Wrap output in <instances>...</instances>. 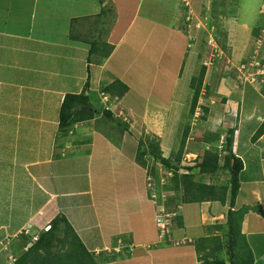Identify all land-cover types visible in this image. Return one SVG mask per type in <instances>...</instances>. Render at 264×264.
<instances>
[{
	"label": "crops",
	"instance_id": "obj_1",
	"mask_svg": "<svg viewBox=\"0 0 264 264\" xmlns=\"http://www.w3.org/2000/svg\"><path fill=\"white\" fill-rule=\"evenodd\" d=\"M99 1L0 0V174H3L4 162L8 163L9 160H13V162L15 161L14 165L16 163L21 164L26 171L33 172V176L40 186L38 192L40 191L43 197L46 198V201L23 224L17 234L27 229L31 231H29V234L37 233L50 223L48 220H50L51 215L64 214L78 236L94 232L99 233L101 240H98V234L95 236L94 241L92 237V239L90 238L89 246L91 245V249L106 257L115 255L113 260L101 264H197L199 256L193 242L200 237L222 235L224 233L230 207V191L229 198L224 204L215 201L179 205L176 213L182 216L183 225H177L179 220H176L175 227L171 228V231L167 230L164 234L165 238L162 239V236H159L163 235L164 231L156 224L153 199L149 196V191L144 182L146 179L141 176L137 178L139 176L136 175L133 167L129 168L128 161L131 162L132 158L135 160V157H126L124 148L127 147L123 146V148L121 146L119 148L111 144L109 137L101 134V131L91 129L89 121L74 125L68 133L61 135L63 142L60 140L61 143L55 146L53 140L59 137V133H62L60 131L61 127H59L60 106L65 94L69 92L65 89L54 91L53 87H49L51 82L44 81V78L41 79L38 74L34 79L33 67L29 69L28 73H22L13 70L15 66L8 64V60H12V62L18 64L17 66H20L23 58H25L20 54L26 53L28 61L24 65H38L35 56L37 54L32 53L35 49L54 62L63 59L66 50L69 51L73 48H81L85 52L89 50L90 44L88 41L85 43L71 38V24L74 19L100 18L96 21L99 24L102 21L100 15H105L102 8L101 11L98 10L99 6L102 7V3ZM105 1L103 7L107 6ZM142 1H115L118 8V18L113 21L111 29H106V35L108 34L106 41L113 44L115 48L101 65L99 74H96V78L102 80L107 66L112 61L114 52H118L128 37L137 39L134 47L127 44L126 49L135 51L134 61L142 62L143 67L139 66L140 70L133 77V81L124 80L130 86V94L129 97L126 96L123 99H137L135 96L130 97L131 93L134 95L136 93L144 106L139 107L137 110L134 109L132 113H135L137 117L142 114L141 117L139 116L140 118L143 117L144 111H146L145 99H147V95H153L158 101L155 102L158 106L162 107L169 104V100L175 91L177 79L179 80L182 72L178 69L179 62L185 58L187 52L183 36L174 38L176 31L173 27L168 30L158 25L160 30L157 31V37L162 38V42L159 44L161 47H158L159 50H164V57L152 56L149 42L144 44L141 38L151 36L149 31L151 29L155 30L153 28L155 23L146 17L143 20L140 19V10L143 8ZM105 22L107 21H102L103 24ZM81 26L83 25L81 24ZM102 29L103 27L100 30ZM86 30L87 33L92 32L90 27ZM104 31L102 30V32ZM133 31L134 34H131ZM102 35L99 32V36L103 37ZM97 38L99 37L95 39ZM189 45L188 43L187 48L194 46L193 44L191 47ZM143 46H145V49L142 48ZM196 50H198V47ZM17 56L21 61L16 62ZM252 60H255V57ZM152 62L154 67L151 66ZM105 64L106 66H104ZM48 65L49 63H46V67ZM147 67H149V77L145 74ZM160 70V78L157 75L154 81ZM52 71L50 72L53 73ZM246 71L250 75L251 70L248 67ZM260 71L261 73L258 76L251 74L249 79L244 73L245 82L233 83V86L229 85L226 90L221 88L225 94L223 98L236 106L235 109L230 110L232 111L231 114L226 113L224 118L221 119L222 124L220 125L223 129L219 128V130L212 131H219L222 134V140H225L223 136L226 134L227 129H235L233 149L235 154L243 160L244 169L240 174L241 189L233 209L237 210L244 206L249 207L241 225V232L245 235L246 242L252 250L254 264H264V135L257 141H252V137L264 121V66H260ZM175 74H177L176 78ZM9 76L14 79H8ZM108 76L110 78L109 82L120 77L111 74H108ZM151 77V82H149ZM240 80H243V77ZM153 81L154 83H152ZM169 87L173 88L165 95L166 89ZM237 88L241 89L239 90V97L237 95L239 92L235 91L237 93L232 98L233 90H237ZM80 91L81 89L75 92ZM228 91L230 93L226 95ZM34 92L42 94L41 96L44 97L42 102L34 97ZM171 92L173 93L170 98ZM54 95L59 96V103L54 106L55 108H52L53 104H51L50 99ZM132 100H128L129 105L135 104ZM49 106L51 110L47 114V110L50 109ZM148 111H150V106ZM54 127L56 131L53 130ZM34 129L38 138H25L24 135L30 134ZM44 135L47 136V144L50 145L51 142L53 146L43 150V146L41 148L37 146L44 142ZM84 140L85 142L88 140L89 143H85ZM76 144L80 147L86 146L84 152L89 153L90 158L75 156L73 160H68L67 151L73 152V154H81ZM64 145L65 150L61 148L63 160H53V158L55 159L54 150L57 152L59 147H64ZM74 147L76 148L74 149ZM43 154H45V158H41ZM105 154L108 156L115 154L118 159L120 158L119 163H116V165L113 160H103V158H106ZM81 158L83 160H80ZM80 161L83 164L81 168ZM107 161L105 170L107 168L111 169L109 164L111 163L114 166V171H116L115 177L118 183L115 188L121 191L122 188L126 187L129 190V194L121 199L119 197L123 192H119L116 196L117 192L114 193L115 188L111 193L109 188L101 189L92 183L95 174L99 173L100 170L104 173L102 165L103 162ZM69 166L71 170L77 168L78 173L82 170L84 172L82 174L85 176L91 172L85 186L66 189L53 185L55 181L66 176L65 174L68 173L66 169ZM218 174H215L214 180H218L216 179L219 176ZM228 180L225 183L215 181L213 184L217 186L226 185ZM121 182L125 184L120 187ZM1 187H3V184ZM110 195L115 198L113 204L109 199ZM104 196H108L105 201L97 199ZM128 203H135L138 208L134 204L131 206ZM192 205H200V208L196 219L188 224L182 211L184 206ZM47 213L49 214L46 216ZM212 221L214 222L212 223ZM1 227L6 231V237L8 235L17 236V234H12L15 230L9 231L7 225L3 226L2 224ZM107 229L109 232L106 236ZM170 232L171 239L167 238ZM105 236L110 240L106 239ZM124 238L128 239L126 245L122 244ZM112 239H115V241ZM122 245L126 246L124 251L116 250L117 247L122 249ZM2 247L0 246V250ZM106 247L112 248L111 252L105 251L104 248ZM127 254H129L127 258H123ZM120 256L121 258H119ZM221 257L226 259L225 255ZM227 264L231 263L227 261Z\"/></svg>",
	"mask_w": 264,
	"mask_h": 264
},
{
	"label": "rangeland",
	"instance_id": "obj_2",
	"mask_svg": "<svg viewBox=\"0 0 264 264\" xmlns=\"http://www.w3.org/2000/svg\"><path fill=\"white\" fill-rule=\"evenodd\" d=\"M68 1L69 0H67V2ZM115 1L116 0H106L105 3L107 4V6L104 7L103 3L101 4L102 7L98 5V10L101 11L102 8L103 11L104 8L105 11H108L105 12V15H100L102 21L104 20L107 22L103 24L101 21L99 22V24H97L96 21L100 20V18H86V20H76L74 25V33L79 36V38L81 37L82 40L89 39L100 42L101 38L99 36V32L103 34L102 30H105L106 32V29H111L113 21H116L118 18V8L116 7ZM142 3L143 8L140 10V19L143 20L146 17L155 23V27H153L155 30L151 29L149 31L151 36L141 38V41L144 44H147L149 42L151 46L150 49L152 56L157 55L160 56V58L164 57V50H159V47H161L159 44H161L162 38L160 36L157 37V31L160 30L158 28V25H161L168 30L173 27L176 31L173 37L177 38L183 36V40L185 41V47L187 50L185 58L180 61L181 63L179 62L180 66H178V69L182 72L180 73L181 75L179 80L177 79L174 93L171 92L170 94L171 98V95L173 93L172 98L169 100V104L165 106L163 105L162 107L158 106L157 104H155L157 99L153 97V95H147V99H145L146 111H144L145 114L142 118H140L142 114L139 115L140 117H137L135 113H132L134 112V109L137 110L139 109V107L144 106L140 98L136 96V93L135 95L131 93L130 97L135 96L137 99L129 98L127 100H124L114 98L112 100L111 97L103 92V87L110 80L108 74H111L115 77L120 76L119 78L123 81L129 80L130 82L134 80L133 77L138 72V70H140L139 66L143 67L142 62L134 61L135 51H128V49H126L127 44L134 47L137 39L128 37L127 41L123 43L118 52H114L112 61L107 66L102 80H98L96 78V74L98 75L100 72L101 65L103 64L102 60L106 61L108 58L105 60L104 57L96 56L95 54L90 56L88 50L85 52L80 47V49L73 48L69 51L66 50L64 54L65 57L55 62L52 61L48 56H45L43 53H40L39 50L35 49L32 51V53L37 54L35 56L37 58L36 61L38 62V65H24L28 61V55L26 53L20 54L21 56L25 57L23 58L20 66H17L18 64H15L14 62H12V60H8V64L10 66H15V69L13 70L22 73H28L29 69L33 67L32 71L34 74V79H36V76L38 74L41 79L44 78V81L51 82L49 87H53L54 91H61L64 89L68 92L77 91L79 89H81L82 91L84 89L87 78L90 75L92 89L90 90L89 97L96 112L101 113V110L105 106H108V108L116 114V118L118 119V121H122L123 123L127 122L128 124H125L131 127L137 136L136 138L131 137L129 140L128 135L126 134L125 137H120L121 133L118 131L117 124L114 123V130L111 129L112 123H107L110 126L107 125L105 123L106 119L103 114H98L95 116V118L89 120L91 129L97 130L99 132L101 131V134H104L110 139H113L111 141V144H114L115 142H117L116 144H118L119 142V148H121V146H127V148H123L124 154L128 158L132 156L136 157L138 138H140L139 135L143 134L144 137H147L145 141L148 147L149 141H152L153 139L161 140L160 144L163 156L175 158L176 154L178 153L180 137L183 133V128L181 129V127H184L185 124L192 125V128L190 133V142L187 145L182 157V159H184L182 164H189L190 160L196 159L198 155L202 157L204 155V147L208 149L209 147L212 148L213 146V149L220 152V154H222L223 151H225L226 153L227 147L225 140H222V143L220 142V140L218 142H215L214 140H216L217 138H214V136L217 133H214L212 131L219 130V128L223 129L222 125H220L222 124L221 119L224 118V114H231L232 111L230 110L235 109L234 107L236 105L223 100L225 94L222 92L221 88H224L226 90L229 85L233 86V83L236 84V82L238 81L240 83L245 82L244 73L246 74L247 79L250 78L251 74H256V76H258L260 66H264V0H143ZM81 24L83 26H81ZM196 25L199 28H197ZM88 27L92 28L91 33L86 32V29ZM102 27L103 29L100 30ZM137 28L135 29V32ZM254 29L257 30L258 35H254ZM131 34H134V31ZM107 35L106 33L103 34L102 38L106 40ZM216 36H218V39L216 38ZM96 37L99 38L95 39ZM188 43L190 44V47L192 46V44L194 46L192 48H187ZM99 47L101 48L100 44ZM197 47L198 50H196ZM142 48L145 49V46H143ZM254 57L255 60H252ZM18 58L19 56H17L16 62L21 61V59ZM246 59L250 60V63L253 64L249 65V69L251 70L250 75L245 69L246 65L244 63V60ZM46 63H49V65L51 66L54 65V67L51 68V66L49 65V67H46ZM41 64H43L42 68ZM104 66H106V64ZM151 66L154 67L153 62ZM203 67L206 68V73L204 77L205 85L203 86V93L200 104L201 106L202 104L207 105L211 109L210 115L205 121L199 118L202 114V110L200 109H198L194 118H190L188 116V109L191 103V98L193 96V90L190 86L191 80L193 76L200 74ZM49 69H51L50 71L53 70V73H51ZM148 72L149 67H147L145 73L147 77H149ZM157 75L158 78H160L159 76L161 75V70L158 74H156L154 81L156 80ZM176 75L177 74H175V78ZM242 77L243 80H240L242 79ZM10 78L13 77L9 76L8 79ZM151 79L152 77L149 78V82H151ZM154 81L152 83H154ZM22 83L24 84V82ZM172 88L173 87L167 88L165 95H167L168 91ZM239 90L241 89L237 88V90H233L232 98L236 95L235 93H237L235 91L239 92ZM25 93L27 94L28 91ZM229 93L230 91H228L226 95H228ZM239 94L240 92L237 94L238 97ZM41 95L42 94H39L38 92H34V97L40 100V102H42L44 99V97ZM240 97L242 98V95ZM58 99L59 96L56 95L51 97L50 102L51 104H53L52 108H55L54 106L58 105ZM102 100H106V103H108V100L110 102L109 104H106L105 101L102 102ZM128 100H132L135 104L129 105ZM54 103L56 104L54 105ZM149 106L150 111H148ZM50 110L51 108L47 110V114H49ZM231 117L233 118L232 115ZM70 129L71 127H67V125L63 126L60 130L62 133H59V137L53 140V144L56 146V144L61 143L60 140H62L63 142L61 135L68 133V130ZM53 130L56 131V128L54 127ZM218 134L220 135V133ZM24 136L25 138H38V136L35 135V129L32 130L30 134H26ZM112 136L113 138H111ZM206 139L210 142L206 143ZM46 140L47 136L44 135V142L39 144L37 147L40 146L41 148L43 146L44 150L45 148H50V146H53L51 142L50 145L47 144L48 140ZM87 141L88 140H86L85 142L84 140L85 143H89ZM89 141L91 140L89 139ZM83 146L80 147L77 145L81 154H73V152L67 151V159L69 158L68 160H73L75 156L90 158L89 153L84 152V150L86 151V146ZM61 148L65 150V145L64 147H59V151L57 152L56 150H54L55 159L53 158V160H63ZM75 148L76 147H74V149ZM105 157L106 158H103V160H113L115 164H118L120 160V158L118 159L115 154H113V156H108L105 154ZM41 158H45V154H43ZM30 160L32 159L30 158ZM80 160L83 159L81 158ZM14 162L13 160H9L8 163L4 162L3 174L0 175V226L3 223H6L10 231H12V228L22 224L26 219H28L30 215L37 211V209H39L41 205L46 201V198L43 197V194H41L40 191L38 192L40 186L36 178H34L33 172L26 171L21 166V164L16 163V165H14ZM105 163H108V161L103 162L102 168L104 169V173L100 170L99 173L95 174L92 183L95 186H99L101 189L109 188L112 193V190L118 183L115 177L116 171H114V166L111 163H109L111 165V169L107 168L105 170ZM82 165V161H80V168L82 167ZM128 165L129 168L133 167L136 175L139 176L137 178H140L141 176L146 179V181L144 182L147 190L149 192L152 191V194L156 197L153 199V210H155L156 214V224L159 225L158 223L160 219L164 220L165 216L167 215V218H165V222L167 227H169L168 229H170L171 231V228L175 227L176 220H178L173 219L175 212H173L172 206L177 205L176 203L178 202V200L176 202V199L181 198L183 194V192L173 193V190L168 191L169 187L162 188L163 184L167 183L170 178H172V172L167 170L164 165H162L152 156L146 163H143L142 160H133L132 158L131 162L128 161ZM151 168H156V171H154V175H151L149 173ZM78 171L79 170L77 168L71 170L70 166L67 167L66 172L68 173L65 174L66 176L64 178L58 179L54 183L52 182L53 185L57 186L58 188L64 187L66 189H75V186H77L76 188H82L87 183V178L90 177L91 172H89L85 176L84 174H82L84 173L82 172V170L80 171V173H78ZM123 174L125 175V173ZM218 175V178L216 177V179L218 180H214V175L212 176V178H208V183H214L215 181H223L225 183V181L229 179L228 171H220ZM158 182L161 183L160 186H157ZM2 184L3 187H1ZM124 184L125 183L121 182L120 187ZM158 187L161 188L162 194L164 192L165 195L168 196V198H163V204L160 206L158 204L162 202L158 198ZM116 192V196L119 194V192H123L119 199L129 194V190L126 187L122 188L121 191L120 189L115 188L114 193ZM107 197L108 196L98 197L97 199H103V201H105ZM112 197L113 196L110 195L109 199L113 204L115 198ZM128 204H131V206H133L132 204H134L135 207L138 208V205L135 203ZM167 204H170L169 206H171V211H168L166 209L165 206H167ZM179 204L183 205L184 203L182 202ZM199 208L200 205L184 206L182 213H184V219L186 223L189 224L196 219ZM241 208H238L237 210H241ZM244 208H248L249 210L248 206H244ZM195 210L197 211L195 212ZM161 213L163 214V216H161ZM48 214L49 213H47L46 216ZM56 216L57 215H51V218L50 220H48V222H51ZM213 222L214 221H212V223ZM171 225L173 226L171 227ZM29 231V229H27L26 231L24 230L25 234H28ZM108 232L109 230L107 229L106 236ZM206 232L208 231L206 230ZM2 233L3 229L1 227L0 234ZM97 234L99 237V239L98 237L97 239L101 240L99 233L97 232L79 236L82 244L72 243L70 247L67 248V251L70 255H72L73 252H79L81 245H86L88 247L91 239L93 238L94 241ZM70 235H72V232L70 233ZM31 236H33V238H37L38 232L36 234L34 233V235L32 234ZM106 236L105 238L107 239L108 237ZM161 236L162 239L165 238L164 235H160L159 237ZM14 238L15 237L8 235L7 237L5 236V240H3V243L2 241H0V246H2L3 244V254L1 255L0 253V264L2 262V256L3 264H12V242L19 239V237L15 239ZM112 240L115 241V239ZM196 240L193 242L194 244H196ZM122 244H128V239L124 238L122 240ZM29 245L30 244L26 245L25 247H23L22 245V250H26ZM122 246V249L121 247H117L118 249L116 250L124 251L126 249V246ZM6 248L7 251H5ZM104 249L105 251L107 250V252H111L112 250V248L110 247H106ZM22 250H19V252H22ZM128 255L129 254L123 256V258H127ZM119 258H121V256Z\"/></svg>",
	"mask_w": 264,
	"mask_h": 264
},
{
	"label": "trees",
	"instance_id": "obj_3",
	"mask_svg": "<svg viewBox=\"0 0 264 264\" xmlns=\"http://www.w3.org/2000/svg\"><path fill=\"white\" fill-rule=\"evenodd\" d=\"M104 1L105 0H100L101 3H104ZM103 12H106L105 9H103ZM72 21L73 23L71 24V38L74 40L83 41L85 43H87L88 41L90 44V48L88 50L90 56L95 54L96 56L104 57L106 60V58H108L113 52L115 48L114 45L109 44L102 37H100V42L96 40L91 41L89 39L81 40V38H79V36L74 33V25L76 19ZM253 32L255 33L254 35H258L256 29H254ZM105 33L106 32L104 31L103 34ZM216 38L218 39V36H216ZM99 44L101 45V48L99 47ZM244 61L246 68L249 67L250 60L246 59ZM103 62L104 61L102 60V63ZM205 73L206 68L203 67L200 74L192 77L190 86L193 90V96L191 98V103L188 109V116L190 118L195 117L198 109L202 110V114L199 118L204 121L207 119L211 112L209 106L204 104H202L201 106L200 104L203 93V86L205 85ZM91 87V76L89 75L82 91H73L65 94L59 110V127H61L60 129H62V127L65 125L72 128L78 123L86 122L95 118V116L98 114L89 97L90 90L92 89ZM103 92L111 97L112 100L114 98L123 99L126 96L129 97L130 86L122 79L116 78L111 82L106 83V85L103 87ZM223 100L226 101L225 98ZM106 102L107 101L105 100V103ZM109 102L110 101L108 100V103L106 104H109ZM99 114H103L106 119V124L112 123L111 129L115 127L114 123L117 124L118 131L121 133L120 137H125L126 135H128V140L131 137L136 138V133L132 130L131 127L127 125L128 123L125 122L127 123L125 124L122 121H118V119L116 118V114L113 113L108 108V106H105L101 110V113L99 112ZM182 128L183 133L180 137L178 153L176 154L175 158L163 156L160 144L161 140L153 139L152 141H149L148 147L145 141L147 137H144L143 134L139 135L140 138H138L137 154L136 157L134 156L135 160H142L143 163H146L152 156L162 165H164L167 170L172 172V178H170L167 183H164L162 188L169 187L168 191L173 190V193L183 192L182 197L176 199V202L178 200V202L176 203L177 205L172 206L173 212H175L173 219L179 220L177 224L179 226L183 225L181 219L182 216H179L176 213L179 208L178 206L181 205L179 203L183 202L184 204H188L218 201L224 204L229 198L230 191V207L227 214L224 233L222 235L204 236L196 240L195 247L199 256V262L197 264H227V261H229L231 264H254V256L252 250L246 242L245 235L241 232V224L248 208L242 207L241 210L233 209L237 196L241 189L240 174L244 169L243 160L235 154L233 149V145L235 142V129L228 128L226 134L223 136L227 147L226 153L225 151H223V153L220 154V152L213 149V146L209 149H206V147H204V155L202 157L198 155L196 159L190 160L189 164H182L184 160L182 159L184 151L190 142L189 140L191 137L190 133L192 125L185 124L184 127H181V129ZM214 133H217L214 136V138L217 139L214 141L218 142L219 140H221L220 135L222 136V134L219 135V132ZM263 135L264 121L252 137V141H257ZM111 138H113V136ZM109 140L112 141L113 139L109 138ZM205 142L209 143L210 141L206 139ZM116 143L117 142H115L113 145L118 147L119 142L118 144ZM155 169L151 168L149 173L151 175H154V171H156ZM220 171H228L229 180L227 181L226 185L217 186L214 185L213 182L208 183V178H212V176H214L216 173H219ZM160 185L161 183L158 182L157 186ZM157 193L158 198L162 202L158 204L160 206L163 204V198H168V196H166L164 192V195L162 194L160 187H158ZM169 205L170 204H167V206L165 207L168 211H171L172 209ZM28 219H26L22 224L12 228V231L15 230L12 234H17L19 229H21L23 224ZM4 225L7 224L3 223V226ZM47 226H50L49 230H45ZM47 226L38 231L37 238H33V236H31L32 234H25L24 231L17 234L15 238L19 237V239L14 240L11 246V251L13 254L11 256L12 264H100L103 262L111 261L115 258V255L106 257L104 255L97 254L94 249H91V245L88 247L86 245H81L79 252H71L72 255H70L67 251V248H69L72 243H82L77 232L73 229L72 225L67 220L64 214H58ZM71 232L72 235H70ZM4 233L5 230H3V234H0L2 243L3 240H5ZM169 235H171V232L167 235V238L171 239V236ZM28 244L30 245L27 247V249L22 250V245L23 247H25ZM7 248L5 251H7ZM19 250H22V252H19ZM0 253L1 255L3 254V247L0 250ZM222 255H225L226 259L221 257ZM1 259V264H3V256L1 257Z\"/></svg>",
	"mask_w": 264,
	"mask_h": 264
},
{
	"label": "built area",
	"instance_id": "obj_4",
	"mask_svg": "<svg viewBox=\"0 0 264 264\" xmlns=\"http://www.w3.org/2000/svg\"><path fill=\"white\" fill-rule=\"evenodd\" d=\"M161 216H163L162 213H161ZM166 216H167V215H166ZM166 216H165V218H167ZM165 218H164V220H163V219H160V221H159V223H158L159 226H160V227L163 229V231H164V232H163V235L165 234V232H166L167 230L169 231V229H168V227H167V225H166V222H165ZM49 227H50V226H47L46 229H49Z\"/></svg>",
	"mask_w": 264,
	"mask_h": 264
},
{
	"label": "clouds",
	"instance_id": "obj_5",
	"mask_svg": "<svg viewBox=\"0 0 264 264\" xmlns=\"http://www.w3.org/2000/svg\"><path fill=\"white\" fill-rule=\"evenodd\" d=\"M197 27H198V26H197ZM249 65H250V64H249ZM251 65H253V64H251ZM249 68H250V67H248V69H249ZM245 69H246V68H245ZM259 73H261V71H259ZM196 113H197V112H196ZM220 142L222 143V138H221ZM207 145H209V144H207ZM209 148H210V147H209ZM209 148H208V149H209ZM196 158H197V157H196ZM149 196H151L152 199L156 198L155 195L152 194V191L149 192ZM168 228H169V227H168ZM170 228H171V227H170ZM49 229H50V227H49ZM49 229H45V230H49ZM169 231H170V229H169Z\"/></svg>",
	"mask_w": 264,
	"mask_h": 264
}]
</instances>
